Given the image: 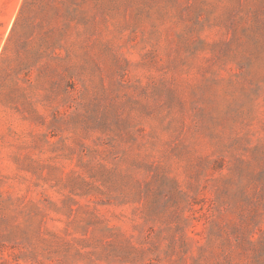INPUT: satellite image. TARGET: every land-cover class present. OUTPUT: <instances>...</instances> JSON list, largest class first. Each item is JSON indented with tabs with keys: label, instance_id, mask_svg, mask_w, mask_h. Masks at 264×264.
Wrapping results in <instances>:
<instances>
[{
	"label": "rangeland",
	"instance_id": "obj_1",
	"mask_svg": "<svg viewBox=\"0 0 264 264\" xmlns=\"http://www.w3.org/2000/svg\"><path fill=\"white\" fill-rule=\"evenodd\" d=\"M0 264H264V0H0Z\"/></svg>",
	"mask_w": 264,
	"mask_h": 264
}]
</instances>
